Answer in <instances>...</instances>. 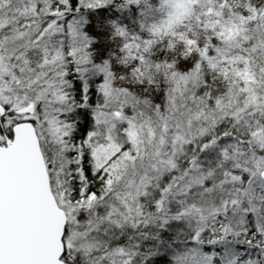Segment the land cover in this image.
I'll return each instance as SVG.
<instances>
[{"label":"snow or ice","instance_id":"1","mask_svg":"<svg viewBox=\"0 0 264 264\" xmlns=\"http://www.w3.org/2000/svg\"><path fill=\"white\" fill-rule=\"evenodd\" d=\"M0 264H264V0H0Z\"/></svg>","mask_w":264,"mask_h":264}]
</instances>
